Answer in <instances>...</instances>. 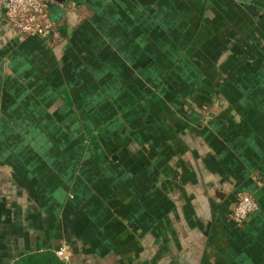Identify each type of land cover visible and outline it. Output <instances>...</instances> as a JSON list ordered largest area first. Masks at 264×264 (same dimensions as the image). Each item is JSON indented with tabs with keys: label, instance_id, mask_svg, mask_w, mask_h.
I'll use <instances>...</instances> for the list:
<instances>
[{
	"label": "crops",
	"instance_id": "1",
	"mask_svg": "<svg viewBox=\"0 0 264 264\" xmlns=\"http://www.w3.org/2000/svg\"><path fill=\"white\" fill-rule=\"evenodd\" d=\"M72 1L0 11V264H264V0Z\"/></svg>",
	"mask_w": 264,
	"mask_h": 264
},
{
	"label": "built area",
	"instance_id": "2",
	"mask_svg": "<svg viewBox=\"0 0 264 264\" xmlns=\"http://www.w3.org/2000/svg\"><path fill=\"white\" fill-rule=\"evenodd\" d=\"M54 6L57 8L58 16L52 11ZM0 11L21 38L37 36L47 39L48 34L55 38L56 31L61 25L76 23L83 19V15L72 0H0ZM256 209L257 203L252 195L238 191L234 203L227 211V219L234 224H241ZM54 253L62 260L68 261L70 257L68 244L62 241Z\"/></svg>",
	"mask_w": 264,
	"mask_h": 264
},
{
	"label": "water",
	"instance_id": "3",
	"mask_svg": "<svg viewBox=\"0 0 264 264\" xmlns=\"http://www.w3.org/2000/svg\"><path fill=\"white\" fill-rule=\"evenodd\" d=\"M51 36V34H48V37H50Z\"/></svg>",
	"mask_w": 264,
	"mask_h": 264
}]
</instances>
